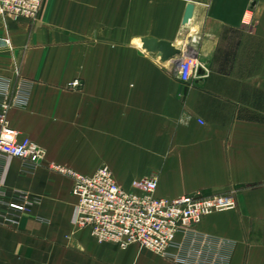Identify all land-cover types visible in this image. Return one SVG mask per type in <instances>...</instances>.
<instances>
[{
	"label": "crops",
	"instance_id": "obj_1",
	"mask_svg": "<svg viewBox=\"0 0 264 264\" xmlns=\"http://www.w3.org/2000/svg\"><path fill=\"white\" fill-rule=\"evenodd\" d=\"M144 38L194 50L198 78L180 82V57L161 63ZM2 39L0 78L29 91L8 124L46 155L0 157V264H264V0H43L35 21L0 17ZM52 164L108 167L125 190L156 174L159 198L232 193L236 207L166 256L122 250L72 225L71 180ZM16 193L28 213L9 210Z\"/></svg>",
	"mask_w": 264,
	"mask_h": 264
},
{
	"label": "built area",
	"instance_id": "obj_2",
	"mask_svg": "<svg viewBox=\"0 0 264 264\" xmlns=\"http://www.w3.org/2000/svg\"><path fill=\"white\" fill-rule=\"evenodd\" d=\"M42 3L43 0H0V17L35 21ZM0 41L9 44L7 39ZM198 67L201 65L194 50L181 51L177 63L178 80L191 83L198 78ZM80 87L81 82L73 80L67 88L75 91ZM28 96L24 83L13 84L11 79L0 78V157L20 159L33 168L44 161V149L26 137L19 138V133L8 124L9 111L24 105ZM49 169L71 180V194L76 200L72 225L87 229L97 244L112 243L122 250L137 246L166 256L167 250L177 245V238L192 232L204 218L236 207L232 193L205 196L198 192L175 199L159 198L155 195L156 174L134 180L131 188L125 190L118 186L105 166L91 175L56 164ZM14 200L18 204H9L10 211L29 212L31 201L27 194L16 193Z\"/></svg>",
	"mask_w": 264,
	"mask_h": 264
},
{
	"label": "water",
	"instance_id": "obj_3",
	"mask_svg": "<svg viewBox=\"0 0 264 264\" xmlns=\"http://www.w3.org/2000/svg\"><path fill=\"white\" fill-rule=\"evenodd\" d=\"M192 11L193 7L191 5H187L182 20L183 25H185L191 18ZM140 43L141 48L145 52L158 57L161 63H166L181 56V50L175 48L171 43L166 41H157L155 39L144 38L140 40ZM177 62L178 61H176V64Z\"/></svg>",
	"mask_w": 264,
	"mask_h": 264
}]
</instances>
